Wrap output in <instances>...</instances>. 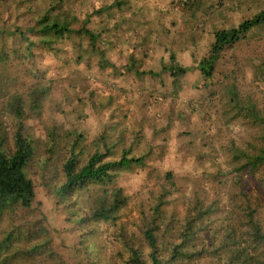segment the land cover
I'll return each instance as SVG.
<instances>
[{
  "label": "rangeland",
  "instance_id": "374dc122",
  "mask_svg": "<svg viewBox=\"0 0 264 264\" xmlns=\"http://www.w3.org/2000/svg\"><path fill=\"white\" fill-rule=\"evenodd\" d=\"M112 1L0 0V118L10 146L20 129L35 146L28 167L36 186L33 205L29 209L15 205L10 215L0 217V253L7 252L1 245L11 235L8 264H128L129 253L119 238L121 226L138 235V225L152 214L161 195L165 203L159 242L168 251L181 242L186 218L211 206L193 243L198 249L205 246L201 263L211 264L215 257L208 250L221 244L233 227L244 231L240 228L245 225L247 200L258 195V184L264 181V174L250 177L236 171L231 149L246 147L260 130L242 111L253 104L264 112V26L251 29L227 48L209 80L196 68L201 52L185 57L183 64L192 65L191 72L173 84L169 73L155 84H140L131 75H120L121 69L116 73L108 66L100 69L105 61L82 32L55 35L51 43L38 32L37 21L46 13L60 20L69 13L74 28L89 16L88 25L95 29L94 23L102 24L101 18H106L93 16L95 9ZM182 1L178 7L187 6L189 0ZM131 11L126 5L122 11L115 9L118 17ZM127 21L122 24L128 29ZM133 22L131 51L135 37L143 33L149 40L140 44L143 49L170 39L181 45L180 40L191 35L190 24L179 23V18L177 23L160 18L148 26ZM159 22L164 31L152 30ZM101 28L109 39L125 32L123 26L116 34L107 25ZM214 40L206 41L205 56ZM106 45L101 42L99 48L114 51ZM106 59L111 61L110 56ZM36 87H42L45 95L35 110L29 94ZM233 91L238 92L239 105L231 100ZM17 94L26 103L22 120L10 110ZM73 147L82 158L96 148L102 152L109 148L108 159L120 158L124 149L130 157L145 158L143 165L133 163L117 177L129 199L116 223L91 224L90 231L81 225L88 205L105 186L84 189L73 202L56 195L54 178ZM76 201L79 205H74Z\"/></svg>",
  "mask_w": 264,
  "mask_h": 264
},
{
  "label": "trees",
  "instance_id": "16d2710c",
  "mask_svg": "<svg viewBox=\"0 0 264 264\" xmlns=\"http://www.w3.org/2000/svg\"><path fill=\"white\" fill-rule=\"evenodd\" d=\"M64 16L68 18L63 20H60L58 16L51 18L48 13L41 16L37 21L40 35L47 37V41L51 43L55 35L59 38L70 36L71 33L84 32L89 36L91 43L95 44L96 35L86 27V23L74 28L69 19V13H65ZM74 19L77 18L74 17ZM260 25L264 26V10L255 17L244 20L237 27L218 30L210 52L199 62L197 69L206 79L212 78L224 51L233 47L235 43L245 38L251 29ZM188 70V67L172 65L170 71L174 82L179 83L180 77L184 76ZM44 95L45 90L42 87L32 89L29 94L30 107L38 109ZM231 100H237L236 105H239L237 91H233ZM25 105L22 96L17 94L10 101V110L16 118L22 120L26 116ZM240 107L244 108L243 105ZM242 112L244 117L249 118L260 130L254 139L246 144V147L231 148L236 161L234 169L239 173L255 177L264 174V112L253 104L246 106ZM12 141L13 146H10L9 133L0 118V217L13 210L15 205L31 208L36 197V186L28 171L35 155L33 139L25 136L20 129L14 133ZM110 153L109 148L105 152L96 148L82 158L73 147L70 149V155L62 163L59 174L54 178L56 195L70 202H73L74 196L84 189L105 186L102 189L103 192L93 198L87 207L86 214L80 219L82 227L88 228L89 231L91 224L116 223L129 199L124 189L117 184V177L121 171L129 168L133 163L140 165L145 163L144 157H130L128 149L123 150L120 158L108 159ZM167 177L168 180H172L170 173H167ZM258 185L260 186L258 195L247 200L248 204L245 208L248 212L244 216L245 225L240 228L244 231L241 232L233 227L230 232L225 233L222 243L213 245L214 249L208 250L211 256L215 257L211 264H264V218L261 217V211L264 209V187L261 186L264 185V181ZM164 203L165 200L161 195L152 208V214L145 217L138 225V235L128 233L126 227L121 226L119 238L129 253L127 263L202 264L201 256L207 252V249L205 246L198 249L193 243L198 231L205 227L201 218L203 214L206 215L212 211L211 206L201 209L196 217L190 215L186 218L181 242L174 244L168 251L159 242L160 235L163 234L160 225L163 221H159V218L162 215L161 206ZM74 205H79V202L76 201ZM10 236L9 234L5 238V245H1L7 252L0 253L3 256H0V264H8L10 260L6 256L9 254L8 248L11 245ZM144 248H148V251L146 252Z\"/></svg>",
  "mask_w": 264,
  "mask_h": 264
},
{
  "label": "crops",
  "instance_id": "0c3cea01",
  "mask_svg": "<svg viewBox=\"0 0 264 264\" xmlns=\"http://www.w3.org/2000/svg\"><path fill=\"white\" fill-rule=\"evenodd\" d=\"M126 1L114 0L105 7L96 8L94 12L96 15L93 16L106 15V18H101L102 24L95 22V29L88 25L91 20L89 16L83 19L81 23H86V27L96 35L94 45L91 43L89 36L84 32L82 33L88 36L89 45H92L99 52L102 60L105 61L104 64L99 66L100 69H103V66H108L113 70V73L119 72L121 69L120 75L124 77L131 75L132 79L140 84H155L157 83L156 80L160 81L161 76L167 73L172 77L171 83H175L170 71L172 65L188 67L190 70V67L193 66L183 64L182 59H185V57L194 58L196 56L195 52L199 51L201 53L197 57L202 60L205 57L203 51L206 50V41H212L218 30L237 27L244 20L251 19L264 10V0H189L185 7L184 5L177 6V3L183 2L182 0H128V5ZM125 5L132 7L131 14L125 13L118 17L115 9L122 11ZM115 18H117V21L111 24L106 21ZM160 18L173 19L174 23H177L179 18V23L182 21L190 24V37L180 40L183 41L181 45L175 39H170L165 43H157L158 45L149 43L148 47L143 49L140 44L149 40L145 33L142 35L137 34L135 49L133 51L128 49V46L132 44V39L130 40L131 22L134 21L133 25L148 26L154 25L153 22L158 21ZM125 20H128L126 22L129 25L128 29L122 24ZM162 22H159L152 30L164 31ZM165 22L167 21L165 20ZM103 23L110 27L111 33L114 31L113 34H116L120 26L124 27L125 32L118 34L117 37L114 35L109 39L103 33L105 30L101 28V26H105ZM101 42L108 44L106 48L109 51L115 47L114 51L107 53L101 50L99 48ZM108 56H110L111 61L106 59ZM196 68H198V63ZM189 70L186 73L191 72ZM125 81L127 82L126 78Z\"/></svg>",
  "mask_w": 264,
  "mask_h": 264
}]
</instances>
